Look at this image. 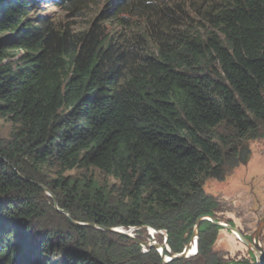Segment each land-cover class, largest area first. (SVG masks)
Returning a JSON list of instances; mask_svg holds the SVG:
<instances>
[{
  "label": "trees",
  "instance_id": "trees-1",
  "mask_svg": "<svg viewBox=\"0 0 264 264\" xmlns=\"http://www.w3.org/2000/svg\"><path fill=\"white\" fill-rule=\"evenodd\" d=\"M260 140L264 0H0V264H163L103 229L181 253ZM219 230L168 264H229Z\"/></svg>",
  "mask_w": 264,
  "mask_h": 264
},
{
  "label": "rangeland",
  "instance_id": "rangeland-1",
  "mask_svg": "<svg viewBox=\"0 0 264 264\" xmlns=\"http://www.w3.org/2000/svg\"><path fill=\"white\" fill-rule=\"evenodd\" d=\"M48 3L45 2V4ZM48 7L44 5L40 9L43 10ZM50 9L53 12L62 13V10ZM243 145H247L251 152L247 163L237 165L230 176L222 182L207 181L204 189L218 202V210L215 216L220 223L236 228L246 239L251 241L254 239V234L264 215V140L249 141ZM74 174V172H68L65 175L72 176ZM125 232L131 235L133 240H137L136 231L126 230ZM143 237L145 239L143 242L149 238L146 230ZM157 238L161 243L162 237L158 236ZM258 240L259 245L264 250V226ZM213 249L223 255L228 263L247 262L255 264L252 253L250 255L244 245L232 233L224 229L218 231Z\"/></svg>",
  "mask_w": 264,
  "mask_h": 264
},
{
  "label": "water",
  "instance_id": "water-1",
  "mask_svg": "<svg viewBox=\"0 0 264 264\" xmlns=\"http://www.w3.org/2000/svg\"><path fill=\"white\" fill-rule=\"evenodd\" d=\"M250 150L248 149L247 145H243L240 150H239V162L240 164H246L250 155ZM44 193L50 197L55 204V200L54 198L51 196V194L45 189L42 188ZM55 210L57 212H60L61 214H63L66 219L68 220V222L74 226V227H83V226H87L88 228H96L95 225L93 224H89V225H85V224H81V223H77L71 220V218L69 217V215L65 212H62L60 210L57 209V207L55 206ZM202 221H208L210 222L212 225L220 228V229H224L230 233H232L243 245L244 247L250 252L252 253V255L254 256L255 259V264H264V250L261 248V246L259 245V234L261 232V230L263 229L264 226V215L263 218L260 221V224L254 234V239L249 241L248 239H246L239 230H237L236 228L229 226L227 224H223L220 223L218 221H216L213 217L211 216H204V217H200L199 219H197L196 221V225L194 227L193 230V234L191 239L189 240L188 244L185 246L183 252L179 253V254H172L171 253V257H172V261L173 260H182L185 259L187 256V253L189 251L190 245L192 243V240H197L198 239V229H199V225ZM103 231L107 232V233H117L120 234L124 237H127L129 239H131V236L129 234H127L125 231H122L120 229H103ZM138 246H145L148 247L147 243L145 242H140L138 240H133ZM156 249V247H155ZM229 264H233V263H229Z\"/></svg>",
  "mask_w": 264,
  "mask_h": 264
},
{
  "label": "built area",
  "instance_id": "built-area-1",
  "mask_svg": "<svg viewBox=\"0 0 264 264\" xmlns=\"http://www.w3.org/2000/svg\"><path fill=\"white\" fill-rule=\"evenodd\" d=\"M120 230L126 231L123 229H120ZM128 230H134L137 232L141 229L140 228H130ZM144 230H146V232L149 236V238L145 242V243H147L148 247L140 246L141 253L144 254V253H147L149 250L153 249L159 255L163 264L170 263L172 261V257H171V251H170L168 244H167L166 232L165 231H156V230L148 228V227L145 228ZM158 236L162 237L161 243L157 240ZM131 240H133L132 236H131ZM155 247H156V249H155ZM183 250H182V252H183ZM196 254H197V240L194 239V240H192V243L190 245L189 251H188L185 259H188L190 257H194Z\"/></svg>",
  "mask_w": 264,
  "mask_h": 264
}]
</instances>
